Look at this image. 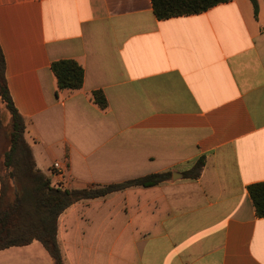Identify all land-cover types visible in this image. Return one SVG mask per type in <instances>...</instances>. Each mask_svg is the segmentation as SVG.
<instances>
[{
  "label": "crops",
  "instance_id": "obj_1",
  "mask_svg": "<svg viewBox=\"0 0 264 264\" xmlns=\"http://www.w3.org/2000/svg\"><path fill=\"white\" fill-rule=\"evenodd\" d=\"M159 21L150 0H0L4 76L36 168L62 189L200 177L80 201L57 221L62 264H264V0ZM74 60L79 90L50 66ZM101 91L107 108L91 100ZM59 163L62 175L52 165ZM1 190V184H0ZM0 264H53L37 241Z\"/></svg>",
  "mask_w": 264,
  "mask_h": 264
},
{
  "label": "trees",
  "instance_id": "obj_2",
  "mask_svg": "<svg viewBox=\"0 0 264 264\" xmlns=\"http://www.w3.org/2000/svg\"><path fill=\"white\" fill-rule=\"evenodd\" d=\"M230 1L150 0L153 15L159 21L199 15ZM250 1L257 15L258 3L256 0ZM4 69L0 50V136L5 140L0 149V250L26 246L37 241L48 252L53 264H62V254L56 240L57 221L73 204L101 198L133 186L147 188L176 178L195 180L200 177L204 158L198 159L190 170L183 173L150 174L123 183L88 189H62L53 185L50 178L36 168L31 148L24 138L25 120L13 105ZM50 69L59 90L76 91L82 87L84 71L74 60L53 62ZM91 100L101 110L107 108L101 91H94ZM248 193L256 216L264 218V182L250 185Z\"/></svg>",
  "mask_w": 264,
  "mask_h": 264
},
{
  "label": "built area",
  "instance_id": "obj_3",
  "mask_svg": "<svg viewBox=\"0 0 264 264\" xmlns=\"http://www.w3.org/2000/svg\"><path fill=\"white\" fill-rule=\"evenodd\" d=\"M52 168H53L54 171H56V173H57L58 176H61L62 175V169H61V166H60L59 163H54L52 165Z\"/></svg>",
  "mask_w": 264,
  "mask_h": 264
},
{
  "label": "rangeland",
  "instance_id": "obj_4",
  "mask_svg": "<svg viewBox=\"0 0 264 264\" xmlns=\"http://www.w3.org/2000/svg\"><path fill=\"white\" fill-rule=\"evenodd\" d=\"M4 116V115H3ZM2 117V116H1ZM4 119V118H3ZM0 149H2L3 148V146H4V144H5V140H3L4 138L2 137V136H0ZM56 186H59V187H61L60 185H56Z\"/></svg>",
  "mask_w": 264,
  "mask_h": 264
}]
</instances>
